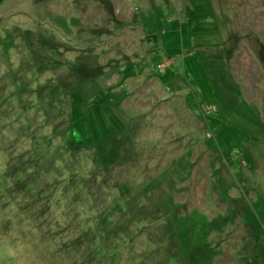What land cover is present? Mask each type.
Wrapping results in <instances>:
<instances>
[{"label":"rangeland","instance_id":"rangeland-1","mask_svg":"<svg viewBox=\"0 0 264 264\" xmlns=\"http://www.w3.org/2000/svg\"><path fill=\"white\" fill-rule=\"evenodd\" d=\"M262 46L264 0H0V264H264Z\"/></svg>","mask_w":264,"mask_h":264},{"label":"trees","instance_id":"trees-1","mask_svg":"<svg viewBox=\"0 0 264 264\" xmlns=\"http://www.w3.org/2000/svg\"><path fill=\"white\" fill-rule=\"evenodd\" d=\"M35 91H38V90H33V89H31V90H29V94L30 93H35ZM49 100L50 99H48L47 101H48V104L50 103V105H52L51 103L52 102H49ZM40 102H35V103H32V107L33 108H37V106L38 107H40L41 109H42V114L43 115H45L44 117H45V120H44V122L42 123V126L44 127V126H48L49 124H51V121H52V119L51 118H53V119H55V115H54V113H53V111H52V109H53V107H50V109L48 110L47 108H44V107H41L42 106V104L39 106L38 104H39ZM44 106H45V103H44ZM51 120V121H50ZM181 251H182V248H181Z\"/></svg>","mask_w":264,"mask_h":264},{"label":"water","instance_id":"water-1","mask_svg":"<svg viewBox=\"0 0 264 264\" xmlns=\"http://www.w3.org/2000/svg\"><path fill=\"white\" fill-rule=\"evenodd\" d=\"M260 56H261L262 60L264 61V46H262V48L260 50Z\"/></svg>","mask_w":264,"mask_h":264}]
</instances>
